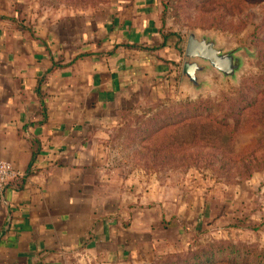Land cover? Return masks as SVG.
Instances as JSON below:
<instances>
[{
  "label": "crops",
  "instance_id": "crops-1",
  "mask_svg": "<svg viewBox=\"0 0 264 264\" xmlns=\"http://www.w3.org/2000/svg\"><path fill=\"white\" fill-rule=\"evenodd\" d=\"M22 3L0 0V156L18 174L0 204V264L144 262L156 208L122 187L107 145L146 95L191 93L186 39L163 29L159 0L64 19Z\"/></svg>",
  "mask_w": 264,
  "mask_h": 264
},
{
  "label": "rangeland",
  "instance_id": "rangeland-1",
  "mask_svg": "<svg viewBox=\"0 0 264 264\" xmlns=\"http://www.w3.org/2000/svg\"><path fill=\"white\" fill-rule=\"evenodd\" d=\"M24 1L26 16L64 19L115 0ZM159 1L168 33L248 54L235 80L146 95L110 130L108 165L138 204L156 208L146 260L128 264H264V0Z\"/></svg>",
  "mask_w": 264,
  "mask_h": 264
},
{
  "label": "water",
  "instance_id": "water-1",
  "mask_svg": "<svg viewBox=\"0 0 264 264\" xmlns=\"http://www.w3.org/2000/svg\"><path fill=\"white\" fill-rule=\"evenodd\" d=\"M241 52L248 54L246 49L226 52L217 47L214 39L190 32L184 47L181 82L191 93H199L210 85L205 79L210 72L218 73L217 76L223 79L235 80L244 65Z\"/></svg>",
  "mask_w": 264,
  "mask_h": 264
},
{
  "label": "built area",
  "instance_id": "built-area-1",
  "mask_svg": "<svg viewBox=\"0 0 264 264\" xmlns=\"http://www.w3.org/2000/svg\"><path fill=\"white\" fill-rule=\"evenodd\" d=\"M18 176L11 164L3 160L0 156V204L4 201L6 187Z\"/></svg>",
  "mask_w": 264,
  "mask_h": 264
},
{
  "label": "trees",
  "instance_id": "trees-1",
  "mask_svg": "<svg viewBox=\"0 0 264 264\" xmlns=\"http://www.w3.org/2000/svg\"><path fill=\"white\" fill-rule=\"evenodd\" d=\"M182 42H183V40H182ZM213 247H214V246H213ZM224 249H228V250L230 249L231 252H234V250H237L235 247H233V246H229V245H228L227 248H224ZM216 250H217V251H214V250H213V251H214L213 253H215V254H216V253H217V254L224 253L223 250L220 249V248H219V249L216 248ZM210 255H211V256L209 257V259L212 258V257H214L212 253H211Z\"/></svg>",
  "mask_w": 264,
  "mask_h": 264
}]
</instances>
